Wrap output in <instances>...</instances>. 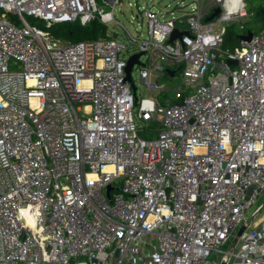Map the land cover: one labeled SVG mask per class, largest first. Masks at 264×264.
Returning a JSON list of instances; mask_svg holds the SVG:
<instances>
[{
    "label": "built area",
    "instance_id": "built-area-1",
    "mask_svg": "<svg viewBox=\"0 0 264 264\" xmlns=\"http://www.w3.org/2000/svg\"><path fill=\"white\" fill-rule=\"evenodd\" d=\"M136 3L125 42L51 32L120 22L97 0H0V264H264V28L224 48L244 0Z\"/></svg>",
    "mask_w": 264,
    "mask_h": 264
},
{
    "label": "rangeland",
    "instance_id": "rangeland-1",
    "mask_svg": "<svg viewBox=\"0 0 264 264\" xmlns=\"http://www.w3.org/2000/svg\"><path fill=\"white\" fill-rule=\"evenodd\" d=\"M129 1L133 2L134 5L130 6ZM140 6H148L154 10H158L164 12V17L177 16L182 13L183 10L191 9L193 7L194 0H122L120 4H116L115 6L109 5L104 2V0H97V4L100 7H105L106 9H113L117 20L110 22L107 25V29L109 32H112L114 35H118L122 41L128 42V38L126 36V26L130 31L135 33L136 27L142 26L141 20L134 19L133 14L139 13V8L137 2ZM212 0H198L199 6L201 9H204ZM247 4V8L249 9L251 6L258 5L262 3L264 0H244ZM174 11V13H172ZM28 19L32 22H36L43 26V22L39 23L38 20L34 17H29ZM237 21H232L228 24L234 25ZM141 29V28H139ZM51 30V28H50ZM145 31L144 36L147 34V23L144 21L143 29ZM133 77L134 80L139 82V65H135L133 68ZM161 81L165 82L168 87L174 88L181 84V71H178L175 77H171L167 75L161 78ZM138 94L144 95V87L143 85H138ZM138 122V121H137ZM250 216V213H249ZM228 246H225L227 248Z\"/></svg>",
    "mask_w": 264,
    "mask_h": 264
},
{
    "label": "trees",
    "instance_id": "trees-1",
    "mask_svg": "<svg viewBox=\"0 0 264 264\" xmlns=\"http://www.w3.org/2000/svg\"><path fill=\"white\" fill-rule=\"evenodd\" d=\"M249 10L253 12V15L251 19L244 22V27H241L239 22L227 26L223 40L224 48H234L239 43L240 34L248 29L259 32L264 28V1L258 5L251 6ZM38 22L42 23V21ZM50 28L51 32L56 36L71 40L89 39L106 36L108 34L107 25L98 17L86 25L82 24L80 21H68L53 24ZM150 127L152 126L150 125ZM147 129L148 128L140 129V134L148 136L149 132Z\"/></svg>",
    "mask_w": 264,
    "mask_h": 264
},
{
    "label": "water",
    "instance_id": "water-1",
    "mask_svg": "<svg viewBox=\"0 0 264 264\" xmlns=\"http://www.w3.org/2000/svg\"><path fill=\"white\" fill-rule=\"evenodd\" d=\"M220 11H221V7H219V6L216 7L214 9L213 13L209 16V19H211L214 16H216ZM181 34H182V32H180L178 29H175L173 31L172 35H171L170 40H173L174 38H176L177 36H180ZM253 34H254V31L252 29H248L246 33L240 34V38L246 39V40H250L252 38ZM139 56H140L139 52L132 54L130 56V58L128 60V63H127V66H126V71H127L126 78L131 82L132 87H133L134 90H135L136 86H135L134 81L132 80V77H131V70H132V67H133L134 63L135 62H139ZM170 73L174 74L175 71L174 70H170ZM111 188H112V186H109L108 190H110ZM244 230H245V227H242L239 230V232L237 233V239H238V237L241 236V234L244 232Z\"/></svg>",
    "mask_w": 264,
    "mask_h": 264
},
{
    "label": "bare ground",
    "instance_id": "bare-ground-1",
    "mask_svg": "<svg viewBox=\"0 0 264 264\" xmlns=\"http://www.w3.org/2000/svg\"><path fill=\"white\" fill-rule=\"evenodd\" d=\"M238 0H236V3H237Z\"/></svg>",
    "mask_w": 264,
    "mask_h": 264
}]
</instances>
